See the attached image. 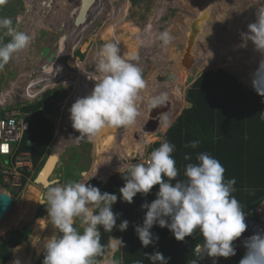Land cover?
Segmentation results:
<instances>
[{
	"label": "rangeland",
	"instance_id": "374dc122",
	"mask_svg": "<svg viewBox=\"0 0 264 264\" xmlns=\"http://www.w3.org/2000/svg\"><path fill=\"white\" fill-rule=\"evenodd\" d=\"M27 1L6 0V3L0 5V17L10 18L15 29L34 34V39L29 47L14 55L3 70H0V94L11 91L13 86H15L10 94L13 95V100L16 97L20 99V96L21 100L16 101L12 108L15 109L13 111H18V108L25 104L33 103L34 101L40 102L47 95L50 96L54 104L53 108L50 111H45L43 116L53 125V138L46 149L44 157L36 165L31 162L30 169L22 166L16 169L13 175L4 176L0 174V191H6L13 199L12 210L0 224V241L4 240L13 229H18L25 225H29L31 228L28 241L22 243V246L14 250V255L12 258L10 256L8 264H14L17 260L20 262L25 261L26 264H33L34 258H38L37 262H43L44 252L38 251L44 239L48 238L50 224H48L46 219V208L41 218H35V215L40 206L46 205L44 193L47 188H42L38 184V178L51 159L56 158V162L53 165L55 168L53 167L48 178L49 185L53 183L63 185L72 180L81 181L85 176H81V173L87 175L92 171H94L92 177H95V171L98 169L95 170L94 168L97 147L102 142L109 140L111 141L109 150L112 151L116 143L119 144V147H123H120L122 151L114 155L113 158L108 156L110 158L108 161L117 163L121 160L119 155L129 153L128 160L123 159L125 161L123 162L124 164L143 162L146 159L148 150L155 143L162 141V136L167 128L162 131L160 129L161 123L169 122L167 117L172 115V125L182 112L187 109L188 103L185 102V92L199 75L218 69L224 70L240 79V82L245 84L247 90H255L252 84L253 73L256 72L255 69L257 70L261 59L264 58L255 49L252 51L254 44L251 41H247L246 46H241L245 43L241 39V33L248 32V25L256 21V12L260 7L257 0H87L86 4L89 1L92 2L90 12L88 11L89 16L82 26L74 27L75 29L71 31L73 34L69 39L64 31L61 32L62 29L59 28V23L53 17L46 16L41 21L28 11V9L32 11L41 7L40 1L32 0L31 8L26 6ZM44 1L45 5L48 6L55 3L58 8L56 12L58 13L69 0ZM105 2L107 4H103ZM261 2L264 3L263 0ZM86 4L80 5V8L85 5L83 11L87 8ZM208 5L211 6V9L207 10L208 14L201 27L203 31L198 36L195 35V46L191 45L190 48L188 27L198 20L203 12L202 9L207 8ZM6 7L7 11L4 10ZM207 11L205 9V12ZM121 17H123L122 20ZM117 20H121L119 22L120 25ZM37 21L38 23H36ZM125 24H128V32L123 29ZM148 24L152 27L149 33L152 32L151 34H153L151 36L153 45L148 48V51L147 49L142 50V55L140 56V67L146 86L141 90L136 102L138 115L135 123L121 128L107 127V132L101 131L94 142H90L89 145L83 146L81 143H77L75 138L79 136V132L69 129L65 124V111L67 110L66 105H72L77 99L76 97L74 100L70 98L75 82L85 79V75L79 71L78 66L83 64L82 67L85 73V70H88L91 66V54L96 52L99 54L105 42H115L112 36L108 34L109 32L115 31L114 38H119L123 42V49L127 51L128 46L125 43L136 39L129 34V26L143 32ZM165 30L169 31L174 38L167 46H164L158 39L159 33ZM0 37L2 40H6L10 36L7 34L6 29H0ZM57 45L58 47H56ZM118 46L120 47L121 45ZM185 47L189 48L195 58V61L193 59L195 64L193 62L194 65L192 64L189 69L182 65ZM252 52H254V55L250 59L257 58L256 63H253L254 60L248 59L250 56L246 57L248 53L250 55ZM47 55H52L55 60L51 64H45V67L44 63L47 59L45 56ZM219 58H223L219 67L216 68L213 65V68L205 69L207 63L209 64L210 61L215 62ZM247 60H249L248 63L244 65L245 62L243 61ZM233 61L240 62L238 65L245 67H243L245 76L242 77L231 71L234 67ZM132 63L135 62L133 61ZM180 68L187 72L185 79H181L176 73ZM156 76H159L162 80L160 84L157 82ZM171 76L173 77V82L170 83ZM43 78L46 82L43 81ZM29 93L32 97H28ZM156 93H167L168 101L172 103L171 107L173 109L177 108L175 110L170 108L171 111L169 110L166 114L160 116V125L156 134L146 133L142 129L149 116L144 114V109L146 110L145 107L148 106L149 108L151 107L149 99L156 96ZM7 103H9L8 100ZM9 109L10 106L7 110ZM2 111V108H0V112ZM19 111L30 114V112L24 111L23 108L19 109ZM143 117L145 120L142 122ZM141 123H143V128L139 130ZM160 132L163 133L161 134ZM144 133L150 136L148 138L149 142L147 141L146 144L141 139L142 136H145ZM130 134L134 137V143L137 142V139L143 142L140 152L138 147H135L138 146L137 144H130L129 146L122 144L125 140L127 141V137ZM153 135L155 140L151 143ZM107 136L111 138L107 139ZM1 163L5 167L9 166L6 157L2 158ZM98 164L99 171H104L100 163ZM116 174L120 173L116 172L109 175L108 178ZM17 216L22 218L15 223L16 219L19 218ZM13 223H15V226L11 227ZM74 227L81 232L83 231L79 219L75 221ZM104 238L101 237V244L106 247L103 254L99 255L101 257L97 256L95 258L94 263H108L111 253L115 252L112 251L109 238ZM112 260L115 261L114 257Z\"/></svg>",
	"mask_w": 264,
	"mask_h": 264
},
{
	"label": "clouds",
	"instance_id": "9594fccd",
	"mask_svg": "<svg viewBox=\"0 0 264 264\" xmlns=\"http://www.w3.org/2000/svg\"><path fill=\"white\" fill-rule=\"evenodd\" d=\"M4 3L6 0H0V5ZM257 3L260 7L256 21L248 25V32L241 33L245 42L241 46L251 41L255 50L264 57V3L261 0ZM0 29H6L11 37L7 43L0 41V70H3L14 55L29 47L34 34L15 29L12 20L6 17H0ZM158 39L167 46L174 38L165 30L159 33ZM118 45L111 41L102 45L99 62L95 65V70L101 75L95 79L92 91L77 98L68 110L73 129L80 133L75 138L77 143L82 140L94 142L103 129L131 126L136 121V102L146 81L141 67L121 55ZM132 59L138 60L139 57ZM252 84L256 92L264 96V58L253 73ZM167 101V93H160L151 98L150 104L159 107ZM164 127H171V122L165 123ZM199 143V140H193L185 147L195 149ZM174 150L175 145L165 138L159 147L150 153L148 150L143 162L121 163L117 168L124 180L119 189L120 199L131 204L138 193L147 195L155 185H159L156 199L141 204V209L146 212L142 225L135 226V232L142 246L147 248L159 240V236H154L151 231L154 225L168 228L178 241L192 236L198 229L203 242L194 247L197 258H214L213 264H217L218 258L236 254L233 241L247 229L244 211L233 195L236 180H225V168L207 152L197 154V162L185 166V178L176 180L178 169L172 156ZM184 159L190 161L192 156L185 154ZM174 180L175 183L172 182ZM117 199L116 194L102 193L98 187L82 180L47 186L44 193L46 219L54 231L43 241V264H94L95 258L102 255L106 247L101 244V228L105 233H111L114 228L122 232L129 226L128 220L117 226V219L121 216V213L113 211ZM77 219L82 232L74 227ZM112 238L117 242L111 245L113 249L123 245L122 239ZM244 246L246 253L239 264H264V233L247 238ZM144 255L150 264H168L169 258L159 251ZM14 264H20V261ZM108 264L118 263L112 260ZM137 264L141 262L137 261ZM193 264H198L197 259Z\"/></svg>",
	"mask_w": 264,
	"mask_h": 264
},
{
	"label": "trees",
	"instance_id": "16d2710c",
	"mask_svg": "<svg viewBox=\"0 0 264 264\" xmlns=\"http://www.w3.org/2000/svg\"><path fill=\"white\" fill-rule=\"evenodd\" d=\"M4 10L7 11V7ZM10 40L11 37L6 40L0 37L3 43ZM185 102L191 104V108L184 110L162 136V141L166 138L175 145L172 153L178 169L175 179H184L185 166L196 163L197 154L207 152L217 158L225 168V180L235 178L236 191L233 195L240 202L244 214L249 215L264 200V119L261 118L264 116V96L259 95L256 90H247L234 75L218 69L200 75L186 90ZM53 105L51 97L47 95L42 101L23 108L30 112L31 117L29 132L24 137L22 149L31 153L33 165L42 160L53 138V125L43 116L45 111L52 110ZM3 114V111L0 112V117ZM154 140L153 135L151 143ZM193 140L200 141L195 149L185 147L186 143ZM28 142L29 145L26 146ZM161 142L155 143L149 153L159 147ZM79 143L83 146L90 144L86 140ZM185 154H190L192 160L186 161ZM172 182L175 183V180ZM123 185L121 174H116L108 179L101 190L102 193L118 196L113 205V211L121 213L117 226L123 220L129 221L128 228L122 232L114 228L111 233H105L101 228L102 238L113 240L112 237H116L123 241V245H119V251L114 255L115 262L137 264L140 261L141 264H150L144 253L159 251L165 258H169L168 264H193L194 247L203 242L199 230L194 231L192 236L185 237L183 241H178L168 228L154 225L151 231L154 236H159V240L144 248L135 232V226L142 225L145 216L146 210L141 209V204L151 203L156 199L159 185H155L147 195L138 193L131 204L120 199L119 189ZM44 212L45 206H40L35 218H41ZM30 234L29 225L10 231L0 241V264H6L12 250L27 242ZM241 259L242 256H239L235 264H239Z\"/></svg>",
	"mask_w": 264,
	"mask_h": 264
},
{
	"label": "bare ground",
	"instance_id": "6f19581e",
	"mask_svg": "<svg viewBox=\"0 0 264 264\" xmlns=\"http://www.w3.org/2000/svg\"><path fill=\"white\" fill-rule=\"evenodd\" d=\"M34 1H40V3H41V7H38L36 10H32L31 11V9H28V11L29 12H31L32 14H33V16L35 17V18H39V20H41L42 21V19H44L46 16H50V17H53L56 21H57V23H59V28H61L62 30H61V32H65V34H66V36H68V39L70 38V36L73 34V33H71V31H73L75 28H74V25H72V22H71V19H70V15L71 14H73L74 12H76L77 11V9H79L80 8V5H82L83 3H87V0H69L68 1V3L65 5V6H63L62 7V9L57 13L56 12V10L58 9L57 8V6H56V4L54 3L53 5H50V6H48V5H45V1L44 0H34ZM52 0H50L49 2H51ZM104 1V0H103ZM31 2H32V0H28L27 1V3H26V6L28 7V8H31L32 7V4H31ZM98 3V2H97ZM103 4H107V2H105V3H103ZM87 5V4H86ZM91 5H92V3H91ZM201 5H203V4H201ZM214 5V4H213ZM109 6V5H108ZM85 7V5L83 6V7H81L79 10H80V12L79 13H81V11H83V8ZM96 8V7H95ZM202 8H204V6H202ZM103 9V8H102ZM109 9V8H108ZM205 9H206V11L207 10H210L211 9V6L210 5H208L207 6V8H204V9H202V14L199 16V18H198V20L196 21V22H194L193 24H191L189 27H188V35H189V37H190V40H189V42H190V48H191V45H193V47L195 46V35L196 36H198L199 34H200V32L201 31H203V28H201L202 27V24H203V22H204V20H205V18H206V16H207V14H208V11L207 12H205ZM101 10V9H100ZM109 11H111V9H109ZM113 11V10H112ZM96 12H97V8H96ZM122 12H124V11H122ZM101 13V12H100ZM206 14V15H205ZM122 15V14H121ZM122 18L123 17H121V20H122ZM58 19V20H57ZM55 20H53V21H55ZM121 20H117V22H118V24H119V22L121 21ZM131 22V21H130ZM32 23H33V21H32ZM36 23H38V21L36 22ZM120 25V24H119ZM55 26V25H54ZM128 24L126 25H123V29H126V31L128 32ZM129 28H130V33L129 34H131V36L134 38H136L135 40H132V41H127L126 43H125V45H127L128 46V49H127V51L126 50H124L123 49V47H122V45H123V42L122 41H120L119 40V38H114V36H115V31H111V33L109 32L108 34L110 35V36H112V38L115 40V42H117V43H119V45H121L119 48H120V50H121V52H120V54L121 55H125L127 58H129L130 60H131V62H135V63H137L139 66H141V63H140V56L142 55L141 54V52H142V50H144V49H147V51H148V48H150L151 47V45H153V39H152V35L153 34H151L152 32H150L149 33V30L152 28L151 27V25H149L148 24V26L146 27V28H144V30H143V32L142 31H139L138 29L137 30H135L134 28H132L131 26H129ZM156 34V33H155ZM202 34V33H201ZM119 36V35H118ZM117 36V37H118ZM127 37H129V36H127ZM126 37V38H127ZM131 38V37H130ZM151 40V41H150ZM62 41V40H61ZM56 47H58V45L56 46ZM66 48V47H65ZM95 48H97V47H95ZM253 49H255V47L254 48H252V51H253ZM61 50V49H60ZM97 50V49H96ZM98 51V50H97ZM95 52V51H94ZM162 53V52H161ZM151 54V53H150ZM249 54V53H248ZM246 55V57H249L248 59L249 60H254L253 61V63H256L257 62V58L256 59H250V58H252V56L254 55V52H252V54H250V55ZM145 55V54H144ZM139 57V59L138 60H135V59H132L133 57ZM151 56V55H150ZM189 56H190V58L191 59H194V61H195V58L193 57V54L191 53V52H189ZM47 59H46V62L44 63V66H45V64H51L54 60H55V58L52 56V55H50V56H45ZM52 57H53V59H52ZM172 57V56H171ZM168 58V57H167ZM99 59H100V57H99V54L96 52V53H92L91 54V57H90V63H91V66H90V68L88 69V70H85V73H84V69H83V67H82V65L83 64H81V65H79L78 66V69H79V71H81L84 75H85V79L84 80H80V82H75V86H74V89H73V91H72V95L70 96V98L72 99V100H74V98L76 97V98H80V97H84V96H86V95H88L91 91H92V89L94 88V86H95V83H96V81H95V79H97L101 74L99 73V72H97L96 70H95V65L99 62ZM222 60H223V58H219L217 61H215V62H213V61H210L209 62V64L207 63V67H205V69H211V68H213V65H215L214 67H219V64L222 62ZM249 60H247V61H243V62H245L244 63V65L246 64V63H248V61ZM230 61V60H229ZM47 62H49V63H47ZM234 62V67L232 68V70L231 71H233V72H236V74H238V75H240V76H245V71L243 72V67H241V65L239 66L238 65V63H240V62H238L237 63V61H233ZM194 64H195V62H194ZM193 64V65H194ZM221 65V64H220ZM236 66V67H235ZM46 67V66H45ZM245 68V67H244ZM160 70V69H159ZM165 70V69H164ZM245 70V69H244ZM255 71H256V69H255ZM158 73V72H157ZM176 73H178V76L182 79H185L186 77V75H187V72L185 71L184 72V70L183 69H179V71L178 72H176ZM80 78V77H79ZM164 78V77H163ZM44 79V78H43ZM156 79H157V82L160 84L161 82H162V80L159 78V76H156ZM178 79V78H177ZM44 82H46V80L44 79L43 80ZM48 81V80H47ZM171 82H173V77L171 76V78H170V83ZM243 84V83H242ZM245 85V84H244ZM246 86H248V85H246ZM8 92H10V91H8ZM8 92H6L8 95H10ZM6 94H2L1 96H0V102L2 103V102H5V98H4V96H5ZM159 94L158 93H156V96H158ZM150 100V99H149ZM21 107V106H20ZM71 107V104L70 105H66V108H67V110L65 111V117H66V125L68 126V128L69 129H73V127H72V122H71V120L69 119V117H70V113H69V108ZM146 108V110L144 109V114L146 115L147 113H146V111L149 109V106L148 107H145ZM177 108V107H176ZM176 108H174L173 110H175ZM172 114H173V112H172ZM168 118V121H170V122H172L173 121V118H172V115L170 116V117H167ZM145 120V119H144ZM65 122V121H64ZM165 123H167V121L165 122ZM162 131H163V129H165V127H164V122H162L161 123V128H160ZM168 129V128H167ZM167 129L165 130V132L167 131ZM73 130H75V129H73ZM102 131H105V132H107V129L105 128V129H103ZM126 136V135H125ZM122 137V136H121ZM139 137H141V136H139ZM153 137V136H152ZM111 137H109V136H107V139H110ZM148 138H150V136H148V134H145V136H144V138H142V141H148L149 139ZM117 139V138H116ZM115 139V140H116ZM148 139V140H147ZM112 140H113V138H112ZM122 140V139H121ZM117 141H118V139H117ZM142 141H140L139 139H137V142H135L134 143V141H133V138H132V136H131V134L130 135H128V137H127V141L125 140V142H123L122 144L123 145H126V146H129L130 144H137L138 146H135V147H138V149H139V152H140V150H142V144H143V142ZM114 143V142H113ZM111 144V141L109 140V141H105V142H102L98 147H97V150H96V153L95 154H97V157L95 158V162H94V168H95V177H92L93 176V174H94V171H92V172H89L87 175H85L84 176V179H81L82 181H86L87 179H89V180H91V177L92 178H97V179H105L106 177H108L109 175H111V174H113V173H115V172H117V168L118 167H120V165H121V163L122 164H124L122 161H119V162H117V163H115V162H112V161H108V160H110V158L108 157V156H111L112 158H113V156L114 155H117L118 154V152H120V151H122V150H120L121 148L120 147H123V146H120L119 147V144L118 143H116V146L115 147H113V149H112V151L111 150H109L108 148H109V145ZM134 148V147H133ZM128 149V148H127ZM4 150V149H3ZM132 150V149H131ZM134 151V150H133ZM109 152H110V154H109ZM129 152H131V151H129ZM57 155V154H56ZM119 156H130V154L128 153H125V154H121V155H119ZM118 157V156H117ZM116 157V158H117ZM108 158V159H107ZM122 158V157H121ZM56 162V158H53V159H51L50 160V162H49V164H48V166L45 168V170H44V172H43V174L41 175V177L39 178V180H38V184H40L41 185V187L42 188H47V185H48V178L50 177V175H51V171L53 170V165H54V163ZM98 163H100V166L102 167V169L104 170V171H99V164ZM104 165H106V166H104ZM55 168V167H54ZM99 177V178H98ZM89 180H87V181H89ZM86 181V182H87ZM49 186V185H48ZM30 189V188H29ZM33 189V188H32ZM32 191V190H31ZM0 193H1V191H0ZM36 195V194H35ZM27 197H29V196H27ZM33 197H34V195H33ZM26 201V200H25ZM35 202H36V200H35ZM22 203V202H21ZM32 204V203H31ZM33 205V204H32ZM19 206V205H18ZM22 206V205H21ZM20 207V206H19ZM23 207V206H22ZM30 207H31V205H30ZM21 208V207H20ZM32 209V208H31ZM21 211V210H20ZM33 211V210H32ZM19 213V212H18ZM21 215V214H20ZM10 216H12V215H10ZM17 217H19V218H17ZM15 219H16V221H15V223H17V222H19V220L22 218V217H20V216H17ZM15 223H13L12 225H11V227H14L15 226ZM1 224V223H0ZM9 227V226H8ZM7 230V229H6ZM53 231H54V229L52 228V226L50 225V230H49V235H48V237H50L52 234H53ZM4 232V231H3ZM8 264V263H7ZM21 264H26L25 263V261H23Z\"/></svg>",
	"mask_w": 264,
	"mask_h": 264
},
{
	"label": "built area",
	"instance_id": "2783aa9c",
	"mask_svg": "<svg viewBox=\"0 0 264 264\" xmlns=\"http://www.w3.org/2000/svg\"><path fill=\"white\" fill-rule=\"evenodd\" d=\"M19 109L22 107H19L18 111L3 110L4 114L0 117V174L4 176L13 175L15 170L22 166L30 169L32 162L31 153L22 149L24 137L29 132L31 114L20 112ZM28 145L29 142L26 146ZM4 157L9 163L7 167L1 163ZM245 223L247 229L241 237L233 241L236 254L229 258H218L217 264H235V260L246 253L244 241L254 234L264 233V200L249 215L245 214ZM195 248L193 254L198 264H213L214 258L207 256L203 259L197 258Z\"/></svg>",
	"mask_w": 264,
	"mask_h": 264
},
{
	"label": "water",
	"instance_id": "95a60500",
	"mask_svg": "<svg viewBox=\"0 0 264 264\" xmlns=\"http://www.w3.org/2000/svg\"><path fill=\"white\" fill-rule=\"evenodd\" d=\"M247 1H250V0H247ZM91 3L92 2L89 1V3L87 4V8L85 9V11H83V13H82V11H81V13H79V11H80L79 10L80 8H79V9H77L76 12H74L73 14L70 15V19H71L72 25H74V27L82 26V24L85 22V20H87V18L89 16V12H90ZM189 52H190L189 48L185 47V53H184L183 58H182V65L187 69H189L194 62L193 59L190 58ZM239 83L242 84L241 82H239ZM242 85L245 87L244 84H242ZM171 106H172V103L169 101H167V103L162 104L159 107H152L151 106L149 108V110L147 111L149 118H148V121L145 123L144 128L142 129L143 132L156 134L157 129L160 125V122H159L160 116L163 114H166L170 110V108L172 110L173 108ZM187 108L188 109L191 108V104L188 103ZM44 170H45V168H44ZM44 170H43V172H44ZM43 172L40 175H42ZM39 178H38V180H39ZM108 179H109L108 177H106L104 180L103 179H97V178H91V180L87 181L86 184H91L93 186L98 187L100 190H102L103 187L105 186L106 182L108 181ZM49 184L50 183L48 182V185ZM12 208H13V199H12L11 195L9 193H7L6 191L1 192L0 193V223L7 216V214L12 210ZM37 259L38 258H34L33 264L37 263Z\"/></svg>",
	"mask_w": 264,
	"mask_h": 264
},
{
	"label": "crops",
	"instance_id": "0c3cea01",
	"mask_svg": "<svg viewBox=\"0 0 264 264\" xmlns=\"http://www.w3.org/2000/svg\"><path fill=\"white\" fill-rule=\"evenodd\" d=\"M45 62H46V60H45ZM199 73H201V72H199ZM230 74H232V73H230ZM232 75H234V74H232ZM200 76V75H199ZM198 76V77H199ZM235 76V75H234ZM197 77V78H198ZM236 77V76H235ZM196 78V79H197ZM237 78V77H236ZM238 79V78H237ZM238 81L240 82V79H238ZM15 86H13V88H14ZM12 88V89H13ZM12 89H11V91H12ZM11 91L10 92H8L9 94L11 93ZM2 94H6L5 96H4V98H5V102H0V108H2V110H7L8 108H9V106H10V109H12V107L14 106V104H16V101H18V100H21V96L19 97L20 99H18L17 97H16V99L15 100H13L14 98H13V95H8L6 92L5 93H1L0 94V96L2 95ZM28 97H32L31 96V94L29 93L28 94ZM152 98V97H151ZM151 98H150V100H151ZM7 100L9 101V103H7ZM36 102H38V101H36ZM35 101L33 102V103H29V104H25V105H23V106H21L22 108H24L26 105L28 106V105H30V104H34V103H36ZM43 110V109H42ZM44 111V110H43ZM144 121V117H143V119H142V122ZM142 125H140L139 126V130H141L142 128H143V123H141ZM140 133H141V131H139ZM79 135V134H78ZM132 138H134L133 137V135H132ZM139 138V137H138ZM142 138H144V136H142L141 137V139ZM114 145H115V143H114ZM141 151V150H140ZM122 158H121V160L120 161H122V162H125V161H123V159H126V160H128V156H125V157H123V156H121ZM112 175V174H111ZM110 240V242H109V244L110 245H112V244H114V243H117L115 240H112V239H109ZM21 246V245H20ZM19 247V246H18ZM18 247H16V249L18 248ZM40 248V250L38 251V252H44V250H43V244L41 245V247H39ZM14 250L15 249H13V251H12V255H11V258H12V256L14 255ZM112 251H115V252H112ZM112 253H111V258H110V261L112 262V258L114 257V254L116 253L117 254V252L119 251V246H118V248H116V249H113L112 248ZM8 263V262H7ZM103 264H108V263H103Z\"/></svg>",
	"mask_w": 264,
	"mask_h": 264
},
{
	"label": "flooded vegetation",
	"instance_id": "af4514ba",
	"mask_svg": "<svg viewBox=\"0 0 264 264\" xmlns=\"http://www.w3.org/2000/svg\"><path fill=\"white\" fill-rule=\"evenodd\" d=\"M20 247V246H19ZM16 249V248H15ZM23 261L20 262V264L22 263Z\"/></svg>",
	"mask_w": 264,
	"mask_h": 264
}]
</instances>
